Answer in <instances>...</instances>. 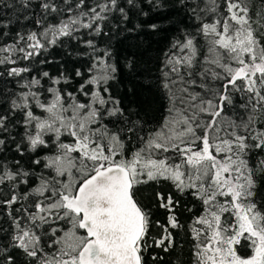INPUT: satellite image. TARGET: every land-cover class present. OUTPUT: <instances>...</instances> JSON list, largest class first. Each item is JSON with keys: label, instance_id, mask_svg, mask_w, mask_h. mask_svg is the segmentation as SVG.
I'll return each instance as SVG.
<instances>
[{"label": "snow or ice", "instance_id": "6c2138e0", "mask_svg": "<svg viewBox=\"0 0 264 264\" xmlns=\"http://www.w3.org/2000/svg\"><path fill=\"white\" fill-rule=\"evenodd\" d=\"M0 264H264V0H0Z\"/></svg>", "mask_w": 264, "mask_h": 264}]
</instances>
